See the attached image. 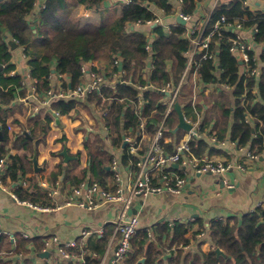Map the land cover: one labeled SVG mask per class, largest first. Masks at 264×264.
<instances>
[{"label":"crops","instance_id":"obj_1","mask_svg":"<svg viewBox=\"0 0 264 264\" xmlns=\"http://www.w3.org/2000/svg\"><path fill=\"white\" fill-rule=\"evenodd\" d=\"M45 1L37 0L34 13L27 17L31 21V27H35V19L44 8ZM168 1L172 5V11L161 14L162 24L174 27L180 24L177 22V12L185 11V4L179 3L178 0ZM232 1L194 0L191 11H195V19H200L210 13L215 2L217 7L219 3L228 4ZM124 3H127L126 0H106L101 8L90 9L77 0H66L65 9H68V19L76 21L78 28L83 29L89 25L99 26L105 21L119 17ZM247 3L251 10L264 13V0H247ZM45 17H50L49 22H59L55 14H46ZM155 26L128 24L131 30L143 31L150 46L156 39ZM42 37L46 38L47 35L43 34ZM244 37L252 41L249 32H244ZM10 39L15 40L7 33L8 44ZM256 49L260 57L264 48L257 44ZM10 51L11 63L15 65V69L9 74L23 78L26 95H16L13 102L3 110H6L7 114L5 131L8 137L0 138V158L7 160L5 166L0 169V260L8 264H87V260L91 258L96 264H110L120 238L115 223L116 208L109 204L89 209L66 202L72 200L73 188L82 183L88 184L96 180L105 187L115 188L118 183L111 164L114 159L118 161V173L123 186L135 179V172L139 170L136 164L138 158L128 153L125 138H140V153L145 154L164 119L167 111L165 101L169 96L158 89L163 84L137 85L140 93L137 94L132 108L136 115L140 116V123L137 128L125 127V106L118 131L112 127L113 124H109L106 117L114 101L122 102L127 97L105 95L104 87L115 91L119 83H133L131 78L122 82L116 79L117 75L124 77L123 65L119 67V62L122 61L120 57L116 59L117 69L94 59L108 79L99 92L93 93L101 96L99 102L90 101V95L53 99L45 96L44 91L47 89L36 90V79L30 75V57L26 55L24 47L18 43L14 49L10 46ZM261 64L264 66V63ZM240 65L239 63V69ZM168 66L171 67L170 61ZM116 72L118 73L114 74ZM49 79L50 88L62 86L70 89L76 86L72 85L70 74L59 72L55 68L52 69ZM89 79V75L81 74V81ZM192 86L193 82L190 80L179 98L184 118L195 119L199 124L198 136L190 140L191 149L197 157L230 162L232 166L223 174L201 173L188 167L183 170L184 166L178 162L154 175L151 171L148 172L153 185L160 184L165 171H170L173 177L181 175L187 179L186 188L179 195L161 190L146 195H135L132 198L129 213L137 215L139 229L148 233L145 249L150 241L163 245V251L158 255L163 264H172L170 259L179 253L182 254V264L186 256L203 257L211 251H216L218 256H225L223 248L216 247L211 236L213 223L231 219L242 222L246 214L264 208L259 207L264 204V150L256 152L251 149L250 144H240L238 139L232 137L233 116L227 120L218 114L220 94H231L233 88L225 90L206 83L193 106ZM148 87L160 93L158 102L165 106L162 119L157 125L149 127L146 125L148 115H143L147 105L144 93ZM253 94L260 99L257 87H254ZM231 97L234 104L233 96ZM184 98L190 99L188 113L182 103ZM61 99L75 100L74 108L68 113H60L54 109L53 102ZM173 110L176 111L175 106L171 111ZM250 119L248 122L256 126L254 118L251 116ZM166 122L164 128L168 126L170 132L164 134L160 144L165 152L170 153L176 149L189 130L178 128V112L177 119ZM36 123V138H33L31 148L26 147L21 143L22 135H29L33 127L31 125ZM34 144L37 147V170L32 161ZM64 148L67 149L66 156L61 154ZM249 150L258 154L259 159L250 160L247 156ZM12 156L21 158V168L13 166ZM241 165L244 168H241ZM43 183H46V186ZM228 184L234 186L229 187ZM51 191L55 193L50 194ZM13 194L21 201L48 207L49 210L35 209L21 203ZM52 236L63 242H75V246L66 248V251L71 253L69 258L59 254L56 244L46 245L45 241ZM180 237L187 239H178ZM217 248L224 254L219 253ZM147 258L148 253L144 251L139 262L144 263ZM125 259L118 264H125ZM155 264H159L158 260Z\"/></svg>","mask_w":264,"mask_h":264},{"label":"trees","instance_id":"obj_2","mask_svg":"<svg viewBox=\"0 0 264 264\" xmlns=\"http://www.w3.org/2000/svg\"><path fill=\"white\" fill-rule=\"evenodd\" d=\"M37 0H0V133L6 139L7 114L6 110L16 95H26L23 78L20 75L11 76L9 73L15 69L11 63V51L7 41V33L24 47L26 55L30 57V75L36 79V90L50 88L49 76L52 69L72 76V85L81 81V65L88 60H100L107 65L118 68L117 58L123 62V80L132 79L133 83H119L116 90L104 87L105 95L112 94L115 97H127L124 101L113 102L106 117L109 124H113L115 130L120 131V122L125 106V127L137 128L140 116H137L132 108L136 102V96L140 93L137 85L160 86L172 79L177 82L185 68L186 58L183 51L189 47L190 42L182 37L184 26L179 24L172 27L170 33L164 32L162 26L156 25L154 32L156 39L151 45V50L146 49L149 43L147 35L143 31L131 30L128 24L142 23L155 17V13L148 8L149 3H154L163 8L165 13L172 11V5L168 0H131L124 3L121 15L110 21H105L99 26L89 25L78 28V23L68 19V9H65L66 0H46L44 8L36 17L35 27H31L28 16L34 13ZM90 9H99L106 0H77ZM185 12L193 9L194 0H183ZM55 14L59 22L51 21L44 15ZM225 15L229 20H240L245 27H257L255 41L264 42V13L252 11L242 0H233L228 4L219 3L215 8L213 18ZM67 18V19H65ZM36 28V29H34ZM47 37L43 38L42 35ZM227 33L221 38L220 51L217 54L218 63L212 59L203 60L199 70L202 73L204 83H217L227 81L234 86L233 92L221 93L218 101V114L221 118L229 120L233 116L232 137L238 139L240 144H250L256 152L264 150V66L261 76L243 79L239 77V60L229 50ZM151 51V53H150ZM260 60L264 63V50ZM149 61L151 64L149 65ZM169 61L171 67L168 66ZM220 71L216 75L215 70ZM145 73V77H143ZM258 88V99L252 92ZM246 97L243 101V94ZM234 104H232V97ZM101 96L90 95V101L101 102ZM160 93L148 87L144 93L147 105L144 108V117L148 115L146 125L155 126L162 119L165 106L158 102ZM75 100H57L53 102L54 109L60 113H68L75 106ZM185 111L190 112V99L184 98ZM166 118L165 122L177 119L175 110ZM151 115V116H149ZM254 118L253 126L247 121L248 116ZM143 117V116H142ZM140 118V119H139ZM111 120L113 122L111 123ZM36 124H33L31 132L22 135V144L32 146L33 138H36ZM169 127L163 130L169 133ZM164 139H162V142ZM13 166L21 168V158L12 156ZM211 236L216 247L223 248L226 255L218 256L216 251H211L203 257L195 255L194 258L186 256L183 264H264V208L257 212L246 214L242 222L238 220L216 221L211 228ZM148 233L139 229L132 239V251L125 259V264H159L163 245L150 241L147 249L145 244ZM178 239H187L180 237ZM160 242V240H159ZM146 251V262H139V258ZM182 254L179 253L170 259L172 264H182ZM97 262L89 258L87 264ZM0 264H8L0 260Z\"/></svg>","mask_w":264,"mask_h":264},{"label":"built area","instance_id":"obj_3","mask_svg":"<svg viewBox=\"0 0 264 264\" xmlns=\"http://www.w3.org/2000/svg\"><path fill=\"white\" fill-rule=\"evenodd\" d=\"M218 0H216L217 2ZM244 5L248 6L247 0H242ZM130 3L131 0H126ZM179 3H183V0H178ZM216 2L210 13L204 18H194L195 11L185 12L179 10L177 13L181 18L185 20L184 32L182 37L190 42L189 47L183 51V55L186 58L185 68L182 75L178 79L177 83H172V80H168L164 83L160 89V92L167 93L168 99L166 102L167 111L164 119L156 131V135L153 137L150 147L145 154H141V139L134 137H126L125 141L128 144V153L137 156L138 169L135 172V179L132 180L126 186L121 183V176L118 173V161L114 159L112 161V169L114 170V176L118 185L115 188H108L103 186L96 180L88 184H80L73 188L71 199L66 204L75 203L79 206L87 207L89 209H95L103 205H112L116 208V228L120 232V238L116 245L115 251L112 255L110 264L121 263L128 254L132 251V239L140 228V223L137 215H130L129 210L132 206V198L135 195L148 194L150 192L167 190L175 195H179L186 188L187 179L185 176H175L170 171H165L160 179V184L153 185L152 178L148 175L151 171L152 175L158 171L166 170L172 164L180 162L185 167L192 168L201 173H217L223 174L226 172L232 164L230 162H223L208 157H197L194 155L191 149L190 140L193 137L198 136L199 124L197 120L185 118V120L192 124V128L188 131V134L179 141L176 149L173 152L167 153L160 144V139L163 137L164 122L167 118L168 113L174 108L175 104L179 102V98L183 92V88L188 84L190 80L193 82V101L192 104L195 106L197 97L202 92L203 88L206 87L204 83L202 73L199 67L203 60L212 59L218 63L217 54L220 51L221 38L227 33L230 43L229 50L236 56L241 64L239 69V77L243 79L259 78L262 74V67L259 53L257 52L256 46L260 44L264 48V42L257 43L255 41V33L257 32L256 26L245 27V24L240 20H229L227 16L221 15L218 18H213V14L216 8ZM148 8L155 13V17L145 22L137 21V25H162L164 32L170 33L173 25L162 24V15L165 13L163 8L157 7L154 3H149ZM249 7V6H248ZM255 11V10H252ZM263 13V12H262ZM167 14V13H166ZM244 32H249L252 41H249L244 37ZM146 49L150 50V44L146 45ZM117 62V61H116ZM81 72L83 75H89L88 81H81L74 88H64L58 86L57 88H49L44 91V95L49 98H61L67 97H81L88 96L105 86L107 83V75L101 69H99L97 63L94 60L85 61L81 65ZM118 72L114 73L117 74ZM216 75L220 74L218 69L215 70ZM62 76V75H61ZM116 79L119 82L124 81L120 75H117ZM211 85H217L221 89L235 88L230 85L227 81L213 83ZM254 92V88L252 89ZM246 93L243 94V101L246 97ZM180 103V102H179ZM251 116L247 117V121H250ZM143 128V125H141ZM247 156L250 160L255 161L259 159V155L248 151ZM264 159V155L262 154ZM7 163L6 158H0V169ZM241 168L244 166L241 165ZM46 186V183H43ZM229 187L234 186L228 184ZM55 193L51 191L50 194ZM13 197L24 204H27L35 209L49 210L48 207H41L34 205L30 202L21 201L13 194ZM259 207H264L261 204ZM83 233H87L83 231ZM47 246L56 244L59 254L65 258H69L71 253L66 251L68 246H75L74 241L63 242L56 236H52L45 241Z\"/></svg>","mask_w":264,"mask_h":264},{"label":"water","instance_id":"obj_4","mask_svg":"<svg viewBox=\"0 0 264 264\" xmlns=\"http://www.w3.org/2000/svg\"><path fill=\"white\" fill-rule=\"evenodd\" d=\"M177 22L180 23V24H185V20L183 18H181V16H179V15L177 16ZM9 44H10L11 48L14 49L17 46L18 43L15 40L10 39L9 40ZM122 65H123V63H122V61H120L119 62V67L121 68ZM175 109H176V111L178 112V115H179L178 128H183V129H186V130H190L192 128V125L185 120L179 102H177L175 104ZM1 136L2 135L0 133V138H1ZM61 154H63L64 156H66L67 155V149L64 148L63 151L61 152ZM32 161L34 163L35 169L37 170V147H36V144H34ZM217 251L219 253L224 254L223 251L220 248H217Z\"/></svg>","mask_w":264,"mask_h":264},{"label":"rangeland","instance_id":"obj_5","mask_svg":"<svg viewBox=\"0 0 264 264\" xmlns=\"http://www.w3.org/2000/svg\"><path fill=\"white\" fill-rule=\"evenodd\" d=\"M221 2H222V0H221Z\"/></svg>","mask_w":264,"mask_h":264}]
</instances>
